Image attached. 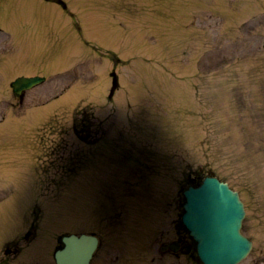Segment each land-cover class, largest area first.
I'll list each match as a JSON object with an SVG mask.
<instances>
[{
	"label": "rangeland",
	"instance_id": "374dc122",
	"mask_svg": "<svg viewBox=\"0 0 264 264\" xmlns=\"http://www.w3.org/2000/svg\"><path fill=\"white\" fill-rule=\"evenodd\" d=\"M64 1L0 0L10 77L47 74L0 92V264H56L70 232L100 238L90 264H191L160 250L207 174L264 264V0Z\"/></svg>",
	"mask_w": 264,
	"mask_h": 264
},
{
	"label": "water",
	"instance_id": "95a60500",
	"mask_svg": "<svg viewBox=\"0 0 264 264\" xmlns=\"http://www.w3.org/2000/svg\"><path fill=\"white\" fill-rule=\"evenodd\" d=\"M42 80L41 77H20L13 82L20 93ZM114 83H117L116 76ZM183 222L197 240L200 259L205 264H237L252 247L242 232L245 216L243 202L227 182L208 176L197 187L185 190ZM64 246L55 252L57 264H88L98 245L92 234L75 233L63 236Z\"/></svg>",
	"mask_w": 264,
	"mask_h": 264
},
{
	"label": "flooded vegetation",
	"instance_id": "af4514ba",
	"mask_svg": "<svg viewBox=\"0 0 264 264\" xmlns=\"http://www.w3.org/2000/svg\"><path fill=\"white\" fill-rule=\"evenodd\" d=\"M164 228L161 230V232ZM176 238L165 241L161 248V254L169 253L172 254L174 258H181L184 256L186 260H190L191 264H202L199 261L197 250H196V242L191 238L187 229L181 224L179 221L176 226Z\"/></svg>",
	"mask_w": 264,
	"mask_h": 264
}]
</instances>
